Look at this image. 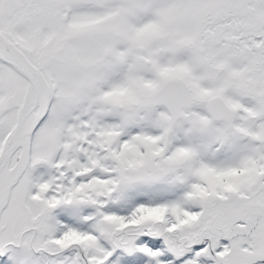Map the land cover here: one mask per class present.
<instances>
[{
	"label": "snow or ice",
	"instance_id": "obj_1",
	"mask_svg": "<svg viewBox=\"0 0 264 264\" xmlns=\"http://www.w3.org/2000/svg\"><path fill=\"white\" fill-rule=\"evenodd\" d=\"M0 264H264V0H0Z\"/></svg>",
	"mask_w": 264,
	"mask_h": 264
}]
</instances>
